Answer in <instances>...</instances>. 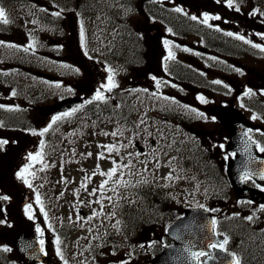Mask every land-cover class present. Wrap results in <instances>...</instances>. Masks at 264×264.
<instances>
[{"label": "rangeland", "instance_id": "rangeland-1", "mask_svg": "<svg viewBox=\"0 0 264 264\" xmlns=\"http://www.w3.org/2000/svg\"><path fill=\"white\" fill-rule=\"evenodd\" d=\"M101 1L102 0L98 1L96 4H101L102 3ZM202 1L205 2V0H202ZM107 2L109 4H111V3L117 2V0H108ZM19 3H20V5L26 4V3H23L21 0L19 1ZM90 3L91 2H87V4H90ZM128 13H130V12H127L126 14H128ZM205 13L209 14L210 16L219 15L217 7L212 5V4H206L205 7L203 6V8L199 11V14L203 18H204ZM111 15H114V17H116V14H111ZM138 15H139V17H138ZM97 16L99 18L92 19L91 14L90 13L87 14V18L89 20L88 23H95V25H93V27H91V31H90L89 48L91 46V40L101 42L102 40L107 39L108 37H110V38H117L118 37V35H117V33H115V31H119V27L117 25H114L111 22V20H113V19H109V21H107V19L103 18L104 13L100 12V11L97 12ZM130 16H131L130 23L132 25H135L136 27L146 28L147 23L143 20L144 17L142 14L132 12V13H130ZM123 21L126 22V20L121 19V22H123ZM19 24L23 25V22L20 21ZM14 32L19 35L20 32H25V31L20 26H18L16 28H14ZM34 32H37V30L35 29ZM91 35H92V37H91ZM20 37L23 38V36H20ZM160 37H161V34H159L157 36V39H159ZM187 38H188L189 42H197L198 41V36L193 35V34H189L187 36ZM157 39H156V43L152 44V46L150 48L151 62H152V58L154 57V55L156 53H161L160 49L158 51L159 41ZM73 44L75 45L74 40H73ZM178 44L181 45L180 43H178ZM83 46H84V44L82 43V39L79 36V26H78L77 38H76V50H77L80 61H78V63H77V80H76L77 87L84 86V87H88L87 89H89V90H90V88H92L93 91H97L98 89H101L102 84L108 83V77L110 75L109 71H108V67L110 65V62L99 60V57H96L92 60L90 57H88L86 52L83 50ZM101 52H103V51L101 50V47H100L98 49V53H101ZM159 56H160V54H156V56L154 57V61H156V59ZM228 62H229V64H231L232 66H234L236 68V72H239V71H241L242 68H245V66L243 64H248L246 57L241 58V59H236V60H228ZM84 65H87L88 68H86ZM237 69L239 71H237ZM133 76H136V78L137 77H143L146 79V83H149L148 75H144L140 69L136 70L135 74L130 73L128 75V77H126V79H125L126 82H129ZM248 84H249V82L247 81L246 78H243L242 81L237 80V84L235 87V95L233 96V98L235 99V102H237L238 104H240V100H241V97L239 96V94H242L245 92ZM200 95H201V93H200ZM4 102H6V101H4ZM251 113L255 117V121L257 122V124H261L260 122L262 121V116L256 112H251ZM249 115H251V114L249 113ZM41 122H44V120L42 118H41ZM41 127H42V124H38V130L39 131H40ZM216 131H218V130H216ZM87 134H89V130H88ZM10 135L15 137L16 139H19L22 142L24 141V139L28 138V135L24 134L23 132L14 133V134H10ZM87 139H89L90 142H88ZM98 140H104V139L102 138L101 135L93 134L92 132H90L89 136L81 138L80 141H81L82 146L78 148V155L71 157V161L68 164H66V168L64 169V170H66V173L68 174L69 179H73V180L75 179V181L80 180L83 178V175L86 172H90L92 174V178H94V177L99 178L100 177L98 172L96 175H93V172H96V171H94L92 169L99 164L107 165L109 163L106 160L100 161L99 159H97L96 150H98V148L95 147V145H96L95 143ZM22 144L25 146V142H23ZM23 148L24 147L20 148L18 146V150H21ZM88 149L94 150L93 154L90 157L88 155H83V153H86V151ZM16 154L19 157V153L17 152ZM1 164L3 165V162ZM9 171H10V173H7V176H10L12 183L18 187H14L13 189H11L12 197H14L16 200H13L9 204L8 209L13 215H25L24 214L25 213V210H24L25 206H22V204L29 201V192H27L28 190L23 189L25 187L24 186L25 183L23 181L19 183V179L16 178L15 171L14 170H9ZM7 185H8V183H7ZM71 204H73V203L71 202ZM108 204H113L116 209L121 208L120 203L103 201L102 204L99 203L97 210L99 212L103 213L105 206H107ZM32 206H33V209H35V205L32 204ZM66 207L68 209V213L73 218H76L78 223H81L83 220H86V218L82 219L79 217V215H77V207L78 206H75V204L69 205ZM84 207L88 210L87 206L84 205ZM28 215H29V212H28ZM90 216H93V215L91 214V215H88L87 217H90ZM97 216H95L92 220L87 219V221H93L95 224H98ZM103 217H104V220L107 221L108 225L115 227L114 226L115 225L114 219H109V218L106 219L107 215H101V218H103ZM161 225H162V223L158 222L156 227H154L152 229L157 233V235H159L160 231H162L164 229V226H161ZM88 232L89 231H87V233ZM77 237H79V235H77ZM151 238H154V236L140 234V235H137V236L131 238L130 242L132 244H135L138 247V250L148 251L149 247H150L149 244H151L150 243ZM147 242H149V244H147ZM149 257H150V254H149V252H147L143 256V259L147 260ZM140 264H144V263L140 262Z\"/></svg>", "mask_w": 264, "mask_h": 264}, {"label": "water", "instance_id": "water-1", "mask_svg": "<svg viewBox=\"0 0 264 264\" xmlns=\"http://www.w3.org/2000/svg\"><path fill=\"white\" fill-rule=\"evenodd\" d=\"M79 104L81 99L73 97L62 101L57 108L64 109ZM218 114L225 123L232 126L228 145L237 151L234 162L237 161L238 165H233V161L229 162V174L238 192L246 196L247 189L238 181L243 172L259 176L264 174V160L255 152L254 143L245 135L246 122L242 114L232 110H222ZM169 230L171 232L168 235L174 242L163 246L162 253L154 258L153 264H229L232 260L230 254L221 252H212V258H207L204 262H198L197 258L192 256L193 252L209 251L207 249L209 241L206 237L212 230V218L202 210H187L185 215L170 225Z\"/></svg>", "mask_w": 264, "mask_h": 264}, {"label": "snow or ice", "instance_id": "snow-or-ice-1", "mask_svg": "<svg viewBox=\"0 0 264 264\" xmlns=\"http://www.w3.org/2000/svg\"><path fill=\"white\" fill-rule=\"evenodd\" d=\"M217 2L219 3L220 0H217ZM226 4H227V7L232 8L233 7V0H226ZM235 10L236 11H239L240 9L237 7V8H235ZM174 11L180 13V12L183 11V9L180 8V7H176L174 9ZM252 14L255 15L256 12H253ZM53 15L60 16L61 13L60 12H55V13H53ZM191 19L192 20H197V17L196 16H192ZM210 19L218 20V19H220V17L218 15L210 16L209 14L205 13L204 14V18H203V22L204 23H207ZM0 21H2L4 24L9 23V20L7 19V14H6L5 9L3 7H0ZM169 31H171V30L169 29ZM227 35L232 36L233 33L232 32H228ZM260 35L262 36V38H264V34H260ZM81 38H83V26H82V24H81ZM235 38L238 39V40H243L245 43H250V41L245 40V37L242 36V35H236ZM164 43H165V45H168V41L167 40ZM0 46L19 47V46L14 45V44L4 45V42L3 41H0ZM29 47H31V45ZM29 47H25L23 50L25 52H27V51H29ZM253 47L261 48V45L254 44ZM261 50L264 51V48H262ZM185 51H187V49H185ZM168 58H174L171 51H169ZM108 71L111 73V69H108ZM237 71H239V70L237 69ZM214 83L220 84L221 81L216 80V81H214ZM117 86L118 85H116L114 83V81H113L112 75H109V77H108V83L107 84H102L101 85V88L102 89H106L108 92H111L112 89L115 88V87H117ZM247 94H251V90H249V93H247ZM12 95H16V93L13 92ZM198 98L203 101V97H198ZM165 99H167V97ZM104 100H105V96H104L103 92L100 89H98L95 92V95L92 97V99L86 101V103L91 104L93 101H104ZM4 107H5L4 105H0V108H4ZM8 110L9 111H12L14 109L9 108ZM76 111H77V109H73L72 110V113L66 112V113H63L62 116H54L52 118L51 123L48 126H46L42 131L36 132L35 130H33L32 134L33 135H41V136L44 135V133L48 132L49 129L52 128V126L57 123V121H60L61 119H63V117H67V116L72 115ZM140 123L143 124L144 121L141 120ZM0 126H2V125H0ZM102 134L103 135H111L113 137H116L117 135H120V136L123 135V133L119 129H117L116 131H113L111 133H102ZM149 135H151V133H149ZM7 143H8L7 140L0 139V148H2L3 145H6ZM43 143L44 142L41 141V147H43ZM131 143H132V141L130 140L129 141V145ZM129 145H125V144L121 143V144H119V146H117L116 144H107V145H98V147L106 150V152L108 154H112L113 152L119 154V152H120V150L122 148H127ZM169 147H171V146L169 145ZM220 147H223V145H221ZM258 147H259V151L260 152H264V146H259L258 145ZM41 154L42 153H37L36 155H33L32 153H29L28 158L30 160H36L37 157L41 156ZM87 155L90 157L92 154L91 153H87ZM144 155H146V154L143 153V152H141V151H139V150L136 151L135 153H128L129 160H128V162L126 164H118L115 160H113L112 163H113L114 166L111 169H109L107 172L99 171L98 174L101 175V176H107L109 178H112L119 171L120 172L121 179L114 181V184H120V185L127 186L130 182L122 179V177L124 175V172L122 171V169H127V175H129V176L137 175L138 172L137 171H133L135 169L136 165L132 163V158L135 157V158H137V162L138 163L144 165V168H143L142 171L143 172H148L149 169H148L147 165H148V163L150 161L147 158H145L143 160H139L138 159L140 156H144ZM152 157H153V160L155 161L156 168H159L160 167V161H159V156H158V149L153 148ZM105 158L106 157H105V152L104 151H101L100 153H98L97 159H105ZM172 159H175V158L173 157ZM170 165H171V161H169V166ZM97 169H99V165H97ZM27 171H28V167L22 168L20 171H18L16 173V178L19 179V180H22L26 185H28L29 187H31L32 186L31 183L29 182V180L25 176V173ZM96 174H97V172H93V175H96ZM173 178L174 177H173V175L171 173L166 177V179H168V180H171ZM243 178L244 179H249L250 177L248 176L247 173H245V175H244ZM88 179H89L88 177H85V181H87ZM175 179H180V177L179 176H176ZM261 179H264V174L261 175ZM138 183H148V181L145 179L143 181H138ZM107 184H108V180H104L99 185V188L98 189H93L92 192L89 193V194L90 195H95L97 191H99L101 194H103V192L105 191V186ZM81 187L84 188L85 190H87V183L82 182L81 183ZM112 191H115V188H113ZM77 195H78V193H77ZM102 199H103V196L101 197L100 200H96L94 202L95 203H101L102 204ZM107 199L111 201L112 197L109 196V197H107ZM0 200L7 201V200H10V197L7 196V195H0ZM36 200H37V202L40 201L39 194H37ZM31 207H32L31 205H26V208H25L26 212H29V217H28L29 219H32V215L30 214ZM262 208H264V206H262ZM97 215H99V213H97V212L94 211L93 212V216H90L87 219L88 220H92ZM247 219L251 221L253 219V217L252 216H249V217H247ZM3 223H6V220H0V224H3ZM118 224H119V221H117V225ZM212 225H213V227H215V225H216V221L215 220L212 221ZM89 230L91 231V229H89ZM36 231L37 232H41V229L39 227H37ZM177 238L179 239V237H177ZM227 243H228V240H227V238H225L222 243H218V244L210 243L208 245V247L209 248H217L218 247L221 250H225V245ZM57 244H59V240H57ZM40 245H41V250L43 251V245H44V241L43 240L40 241ZM3 251L8 252V251H11V249L5 247V248H3ZM57 254L58 255H61V257H62V254L59 252V249H57ZM206 255H209V254L208 253H205L203 251L193 252L192 253V256L193 257H196V258H199V257H202V256H206ZM209 258L211 259L212 257L209 255ZM65 264H66V262H65ZM229 264H240V261H239V259H237L235 257L234 254H232V260L229 262Z\"/></svg>", "mask_w": 264, "mask_h": 264}, {"label": "trees", "instance_id": "trees-1", "mask_svg": "<svg viewBox=\"0 0 264 264\" xmlns=\"http://www.w3.org/2000/svg\"><path fill=\"white\" fill-rule=\"evenodd\" d=\"M47 2V0H45ZM98 2L100 0H49L51 5H61L62 7L59 8V10L55 12L60 13H70L71 15H75L78 20L81 21V24L83 25L85 22V19L83 18L84 14L87 12L88 4L87 2ZM125 3L131 4L133 3V0H123ZM1 6L5 9V12H13L16 9H10L8 8L9 5H17L20 3H16L14 0H0ZM87 6V7H86ZM180 13L174 12L173 16H178ZM66 20V18L63 20V17L56 16L55 18H51L50 21L55 26L59 24L60 22ZM177 24L181 26V23ZM126 25L127 33L125 34V40L122 42V45H120V50L124 51L126 53V57L122 54L117 52L115 49L114 51L110 48L106 52H113V56L110 58L115 59H126L129 63L130 54L136 52L138 53L140 51L139 47L142 44L139 41V37L136 35V31L132 30L128 24ZM7 26L4 30H7L9 32H13L14 28L11 26V24L7 23L5 24ZM175 28V27H174ZM20 31V30H19ZM20 34H27L26 32H20ZM125 44V45H124ZM124 48V49H122ZM19 53H26L16 51L14 54H16V58H22L23 56ZM128 57V58H127ZM109 58V57H107ZM24 60V59H23ZM117 85V83H116ZM121 90H118L116 87L114 90L109 94V96L104 101H93L91 104L84 103V105L77 109L76 112H74L72 115V122L77 124L80 128H85L88 126L90 129H97L99 131H106L108 128L112 127L116 119L125 113V111L130 107V103L126 101L123 96L121 95ZM88 101V100H87ZM106 127H108L106 129ZM182 137V136H181ZM168 141L170 143H173V148L176 151V156L180 159H188L190 158L187 153L186 149H184L183 140L181 141L180 135L177 133H174L173 135H168ZM125 213V224L124 229L126 232H132L133 230L136 231L140 228L144 227L145 222H147L150 218L153 216L151 215H138L136 210L133 207H127Z\"/></svg>", "mask_w": 264, "mask_h": 264}, {"label": "flooded vegetation", "instance_id": "flooded-vegetation-1", "mask_svg": "<svg viewBox=\"0 0 264 264\" xmlns=\"http://www.w3.org/2000/svg\"><path fill=\"white\" fill-rule=\"evenodd\" d=\"M219 12H221V9H218ZM229 11V10H228ZM258 11L255 15L251 14L250 16H245V18H241L240 15H238L236 12L229 11L230 16L224 17L225 20H216L215 22L219 24L222 28L225 30H232V31H245V33L250 32L252 33L253 41L251 42V54H253V58L255 60L253 68L250 69L251 72L254 74V83L258 86L254 87H260L262 90V103L264 105V51L261 49L264 48V38L260 34H264V0L263 3L258 5ZM254 44L261 45V48L253 47ZM206 51V48L203 49ZM226 70L229 71V75L231 77H237L236 72H233L231 68H226ZM241 79V78H240ZM231 82L235 83V78H230ZM254 103L252 101H244L243 102V108L234 100L229 101L227 104L230 108H239L244 111L246 117L253 121L252 119H255L254 116L250 111H248L250 108H252ZM248 108V110L244 109ZM247 111L251 114L250 116L247 115ZM203 127L206 129H211L212 133L220 138L218 148L222 150L221 143L223 139H226L229 129L226 125H224L218 118H213L211 121H208L203 124ZM218 130V131H216ZM250 136L255 139L259 146H264V106L262 110V123L261 124H255L253 121V127L249 129ZM226 152V155H230L227 150H224ZM224 161H222V164ZM7 168L0 167V170L5 172ZM224 170V167H223ZM246 183L251 186L259 187L258 184L252 180V179H246ZM261 188L264 190V184L261 186ZM233 198H229V202L233 203L235 199V195H232ZM251 202V201H248ZM235 203V202H234ZM232 206H234L232 204ZM262 209V207H261ZM4 220H6V223H3L0 225V235L7 238L8 243L14 242V236H10L12 234L11 231L8 230L10 227L8 224L12 220L11 215H2ZM45 244V243H44ZM46 245V244H45ZM252 254L253 252H248ZM6 259L5 261L0 260V264H12L9 261L8 255H5ZM108 260H105V263ZM24 264H27L26 262ZM57 264V263H55ZM89 264H92V261L89 262Z\"/></svg>", "mask_w": 264, "mask_h": 264}]
</instances>
